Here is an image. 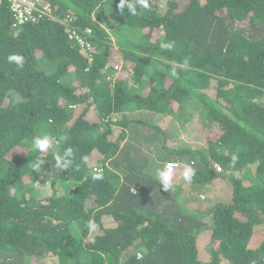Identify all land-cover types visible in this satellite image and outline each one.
Returning a JSON list of instances; mask_svg holds the SVG:
<instances>
[{
    "label": "trees",
    "instance_id": "trees-1",
    "mask_svg": "<svg viewBox=\"0 0 264 264\" xmlns=\"http://www.w3.org/2000/svg\"><path fill=\"white\" fill-rule=\"evenodd\" d=\"M31 1L50 10L19 22L0 0V264H264V241L249 245L264 225V0H147L137 15L120 0ZM169 116L218 135L189 143ZM45 134L53 146L30 150ZM172 160L195 174L165 192ZM214 180L224 196L192 207L184 195Z\"/></svg>",
    "mask_w": 264,
    "mask_h": 264
},
{
    "label": "rangeland",
    "instance_id": "rangeland-1",
    "mask_svg": "<svg viewBox=\"0 0 264 264\" xmlns=\"http://www.w3.org/2000/svg\"><path fill=\"white\" fill-rule=\"evenodd\" d=\"M96 17V16H95ZM110 25V24H109ZM104 26V24H103ZM121 62L119 63V69L121 68ZM74 84H78L77 80H74ZM146 91V88L144 89V92ZM135 92L140 93V88L137 89ZM191 112V111H188ZM88 119H95V115L91 116V112L87 115ZM171 125L169 124L168 127H179L182 128L181 130V135L184 136V140L188 141L189 143L196 144L198 146H204L206 145L207 141L206 138L208 137H216L218 135V127L214 125H207L206 122L202 123V120H197L198 123L193 124L192 126H189L188 124V130H184L183 126L185 123H182L180 119L174 118L172 116H169ZM143 131H145V128H143ZM174 139V138H173ZM176 140V139H174ZM186 142V143H188ZM147 151L149 150V147H146V152L145 157H148ZM162 152V151H161ZM162 154V153H161ZM100 156L99 154L95 153L90 157L89 159V166H91V161L93 157H98ZM166 164H164L165 166ZM183 172H184V166L180 165V167L177 169L175 174H172V179H176L177 181H182L184 180L183 178ZM42 186V185H40ZM44 187V186H43ZM224 183L219 181V180H214L211 181L209 184L203 186V189L201 191H193V193H190L189 195L185 194L184 196H188L189 199H191V204L192 207H198L202 210L207 208L209 206L210 202L215 200V199H220L224 196L225 189H223ZM200 195H203L201 197ZM183 196V195H182ZM209 232L207 231H202L198 237V249H199V256L200 259L206 260L208 257V253L204 250V246L208 243L209 241ZM262 241H264V225L262 226H255L254 227V232L252 233V236L249 241V245L251 247H254L258 244H260ZM36 261H39L40 264H51L52 261L49 260V256L46 258L38 259Z\"/></svg>",
    "mask_w": 264,
    "mask_h": 264
},
{
    "label": "clouds",
    "instance_id": "clouds-1",
    "mask_svg": "<svg viewBox=\"0 0 264 264\" xmlns=\"http://www.w3.org/2000/svg\"><path fill=\"white\" fill-rule=\"evenodd\" d=\"M8 5H9V8H10V2H9V0H8ZM138 7L144 8V9H148L149 4H148L147 0H120V3L118 5V8L121 10V13H123V10L126 8L127 11H128V13H130L131 15H137V8ZM160 47L162 49L171 51L174 48V42H171V41H169V42H163V43H161ZM8 61H9V63L15 62V64L18 67H20V68L23 67V58H22V56H20L18 54L9 55L8 56ZM183 63H184L185 66H187L189 64V60L188 59H185L183 61ZM172 74L173 75L176 74V68L175 67L172 68ZM73 84H74V81H73ZM74 85H76V84H74ZM79 91H81V89H79L78 91H76V93L79 92ZM90 112H88V114ZM67 128H68V124L64 128V130H63V133H64L65 136L60 137V142H62V143H67V141L69 139L68 136H66ZM53 143H54V139L52 137H50L49 135H47V134H45V135H38V136L33 137L32 142H31V144H30L29 147H30V150H37L40 153H44V152H46L48 149H50L53 146ZM91 152L93 154L97 153L94 150L91 151ZM72 156H73V149H72V147L71 146L66 147L63 150L62 155L58 154L55 157V167H56V169L59 170L60 172H63L65 170L67 171V169L72 165V159H71ZM93 159H94V157H93ZM236 159H237L236 156L233 155V157H232L233 163L236 161ZM172 162L178 163L177 161H173V160H172ZM86 163H88V161ZM178 164H179V167H180L181 164L180 163H178ZM172 166L173 167H176V165H172ZM39 167H40V162H37L34 165V169L36 170ZM178 168H176V169H178ZM93 169L99 175L103 171V169H101L97 165ZM194 174H195L194 168L191 165H185L184 172H183V178H184V181L186 183H190L192 181V177H193ZM157 175H158V177L160 178V180L162 182L161 186H162L163 191L168 192L170 189L173 188L172 178L169 175V173L167 171V168L165 166L162 167L160 170H158ZM92 178H93V180L102 179V177L101 176H98V175L97 176H93ZM85 227L87 229H89L90 231H92V230L97 229L98 225L93 220H89V221L86 222Z\"/></svg>",
    "mask_w": 264,
    "mask_h": 264
},
{
    "label": "built area",
    "instance_id": "built-area-1",
    "mask_svg": "<svg viewBox=\"0 0 264 264\" xmlns=\"http://www.w3.org/2000/svg\"><path fill=\"white\" fill-rule=\"evenodd\" d=\"M10 2V8L13 11L14 18L19 21L23 22L28 19H35L36 12L35 10V2L31 0H9ZM45 6H40V9L38 10V14H45L49 11ZM73 35L75 33L73 32ZM78 41L82 43V40L76 37ZM172 165H176V167H173ZM217 170H221L220 166L218 164L213 165ZM165 167L167 168L168 173L170 174L172 171H174L176 168L179 167V164L176 162H168L166 163Z\"/></svg>",
    "mask_w": 264,
    "mask_h": 264
},
{
    "label": "bare ground",
    "instance_id": "bare-ground-1",
    "mask_svg": "<svg viewBox=\"0 0 264 264\" xmlns=\"http://www.w3.org/2000/svg\"><path fill=\"white\" fill-rule=\"evenodd\" d=\"M36 14H38V12H36ZM29 20V19H28ZM27 21V20H26ZM201 197H203V196H201Z\"/></svg>",
    "mask_w": 264,
    "mask_h": 264
}]
</instances>
